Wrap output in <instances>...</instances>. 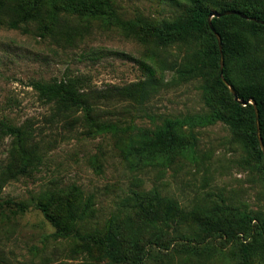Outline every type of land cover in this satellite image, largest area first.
I'll use <instances>...</instances> for the list:
<instances>
[{
    "label": "rangeland",
    "instance_id": "1",
    "mask_svg": "<svg viewBox=\"0 0 264 264\" xmlns=\"http://www.w3.org/2000/svg\"><path fill=\"white\" fill-rule=\"evenodd\" d=\"M111 1L124 22L172 20L186 6ZM36 5L33 23L0 24V264H264V164L243 134L206 119L225 96L174 69L199 43L142 44L73 4ZM252 43L264 54V30ZM141 63L157 93L144 104L116 97L145 79ZM68 78L91 109L42 100L29 85ZM167 121L180 126L160 139ZM169 200L178 212L167 213Z\"/></svg>",
    "mask_w": 264,
    "mask_h": 264
},
{
    "label": "trees",
    "instance_id": "2",
    "mask_svg": "<svg viewBox=\"0 0 264 264\" xmlns=\"http://www.w3.org/2000/svg\"><path fill=\"white\" fill-rule=\"evenodd\" d=\"M39 1L73 4L75 13L96 15V18L105 25L119 29L126 38H134L142 44L152 42L157 46L169 48L190 41L199 43L198 48L182 58V63H175L174 69L177 67V74L183 80L203 78L207 90L221 92L225 96L222 107L208 115L206 119L223 121L236 133L243 134V141L255 150L264 164V152L257 138L255 107L252 104L243 106L236 102L222 80L221 53L215 34H219L222 41L224 80L233 88L240 100H250L256 104L264 145V54L259 53L252 43L256 40L259 31L264 30V25L241 16L229 15L212 18L214 31L209 26L210 14L226 11H238L248 18L264 22V0H185V9L179 17L161 22L147 18L124 22L118 17L111 0H0V24L17 29L23 24L33 23L31 20H36L39 15L36 11V4ZM26 5H32L33 9L21 14V8ZM50 14L51 23H57L58 11L53 10ZM9 15H11L9 20H3ZM140 66L145 73V79L123 87H115L113 90L116 97L144 104L157 93L160 82L155 78L154 71L144 63ZM29 85L42 100L60 101L67 107L76 109L92 108V104L86 99V94L81 91L79 79L68 78L50 83L33 80ZM1 125L4 133L19 135V130L4 123ZM176 126L180 125L167 121L158 129V138L165 137V140H169ZM2 189L0 185V197ZM178 210V205L169 200L167 213L174 214ZM46 218L58 229L62 228L61 219L58 217L47 215ZM91 240L96 242V236H91ZM105 240L111 242L112 234H108L104 242ZM109 257L113 261L121 260V257L113 251L109 252Z\"/></svg>",
    "mask_w": 264,
    "mask_h": 264
},
{
    "label": "water",
    "instance_id": "3",
    "mask_svg": "<svg viewBox=\"0 0 264 264\" xmlns=\"http://www.w3.org/2000/svg\"><path fill=\"white\" fill-rule=\"evenodd\" d=\"M229 15H237V16H241L242 18L244 19H248V20H251V21H254V22H257V23H260L262 25H264V22L263 21H258L256 19H253V18H248L247 16L245 15H242L241 13H239L238 11H226V12H223V13H213V14H210V18H209V26L211 28L212 31H214V27L211 23V19L212 18H215V17H222V16H229ZM216 34V37H217V40H218V44H219V48H220V53H221V78L222 80L224 81V83L226 84L227 87H229L230 89V92L233 94L234 96V99L236 102L240 103L241 105L243 106H246L248 104H253V106L255 107V113H256V123H257V138L260 142V146L262 148V151L264 152V145L262 143V138L261 137V134H260V124H259V113H258V110L256 108V104L254 103V101H242L238 98V95L236 94V92L233 90V88L231 86H229L226 81L224 80V77H223V55H222V41H221V38L219 36V34L215 33Z\"/></svg>",
    "mask_w": 264,
    "mask_h": 264
}]
</instances>
